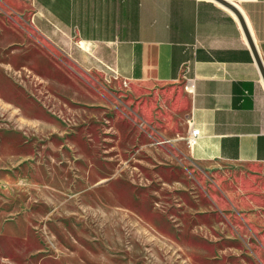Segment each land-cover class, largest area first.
<instances>
[{
	"label": "rangeland",
	"instance_id": "1",
	"mask_svg": "<svg viewBox=\"0 0 264 264\" xmlns=\"http://www.w3.org/2000/svg\"><path fill=\"white\" fill-rule=\"evenodd\" d=\"M26 11L0 0V264H264V185L213 201L181 116Z\"/></svg>",
	"mask_w": 264,
	"mask_h": 264
},
{
	"label": "crops",
	"instance_id": "2",
	"mask_svg": "<svg viewBox=\"0 0 264 264\" xmlns=\"http://www.w3.org/2000/svg\"><path fill=\"white\" fill-rule=\"evenodd\" d=\"M7 1L23 2L40 33L66 50L108 62L131 90L154 91L163 114L181 116L182 137L197 128L187 151L196 163L219 167L214 183L206 182L213 201L222 190L247 192L237 186L240 175L263 191L264 83L227 8L214 0ZM227 1L241 13L264 70V0Z\"/></svg>",
	"mask_w": 264,
	"mask_h": 264
},
{
	"label": "water",
	"instance_id": "3",
	"mask_svg": "<svg viewBox=\"0 0 264 264\" xmlns=\"http://www.w3.org/2000/svg\"><path fill=\"white\" fill-rule=\"evenodd\" d=\"M215 2L219 3L220 5H222L223 7L227 8L229 11H231L234 16L236 17L240 27H241V30L243 32V35L246 39V42H247V45L251 51V54H252V57L257 65V68L260 72V75H261V78L263 80V83H264V70H263V67L261 65V62H260V59L258 57V54H257V51L255 49V46H254V43L252 41V38H251V35L249 33V30L247 28V25L245 24V21L241 15V13L239 12V10L232 4L230 3L229 1L227 0H214Z\"/></svg>",
	"mask_w": 264,
	"mask_h": 264
},
{
	"label": "built area",
	"instance_id": "4",
	"mask_svg": "<svg viewBox=\"0 0 264 264\" xmlns=\"http://www.w3.org/2000/svg\"><path fill=\"white\" fill-rule=\"evenodd\" d=\"M199 135V131L197 128L195 127H190L189 130H188V134L186 136V142L189 146H191L195 139L198 137Z\"/></svg>",
	"mask_w": 264,
	"mask_h": 264
},
{
	"label": "bare ground",
	"instance_id": "5",
	"mask_svg": "<svg viewBox=\"0 0 264 264\" xmlns=\"http://www.w3.org/2000/svg\"><path fill=\"white\" fill-rule=\"evenodd\" d=\"M189 146V145H188Z\"/></svg>",
	"mask_w": 264,
	"mask_h": 264
}]
</instances>
